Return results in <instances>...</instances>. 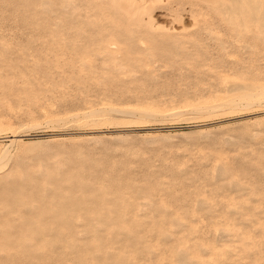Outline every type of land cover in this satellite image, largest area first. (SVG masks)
Segmentation results:
<instances>
[{
    "label": "rangeland",
    "instance_id": "1",
    "mask_svg": "<svg viewBox=\"0 0 264 264\" xmlns=\"http://www.w3.org/2000/svg\"><path fill=\"white\" fill-rule=\"evenodd\" d=\"M239 1L150 0L118 53L149 75L82 86L0 0V264H264V0Z\"/></svg>",
    "mask_w": 264,
    "mask_h": 264
},
{
    "label": "bare ground",
    "instance_id": "2",
    "mask_svg": "<svg viewBox=\"0 0 264 264\" xmlns=\"http://www.w3.org/2000/svg\"><path fill=\"white\" fill-rule=\"evenodd\" d=\"M40 1L41 0H24V3H22L23 7L25 8V10L23 12L24 14L22 13L24 15L23 16L24 17V23H25L26 28L28 29L26 31H28L29 34L32 35V37L34 39L35 38L38 39V42H39V39H40V41H43L41 43L40 50L41 51L46 50V51L54 52L53 54H55V57L57 56L56 57L57 61H59V59H60V57H62L63 53L68 54V56H69L68 70L70 68L71 78L73 79L74 82L81 83L83 86V84L88 85L89 83L92 84L93 82L95 83L96 81H100L101 77H104L105 79H108V80H115L118 82H125L127 80H128V82H130L129 80H131V82L134 80L133 82H135V80L139 81L138 78L136 77L137 72H139L145 76L149 75L146 67L149 66V68H150V63L145 62L143 58L132 56V52H134L133 50H128L127 52L124 53L123 56H119L118 53H120V50H122V48H120V45L124 43L123 39L129 41V43H128L129 49L131 48V46L133 44L136 47L137 46L136 44H138L137 41H139L140 44L145 43L144 38H141V37H139L136 42H133V40L130 41L129 39L134 38L131 35L136 34V32H135L136 30L131 28V25H137V26L143 25L144 26V24L142 22L144 20V16H145L144 12L147 9L150 0H108L107 3H105L104 0H62L61 3L56 2L57 4H54L56 6L52 10H54L55 16L53 18H51L48 15L50 18L45 17L46 20L44 17H39L41 14L38 15V13H39L38 11H40V10H38V7L40 5ZM64 1H65V3H63ZM188 1H191V0H188ZM70 2H73V4L70 5L69 4ZM260 3L261 2H259V4ZM196 4H198V3H196ZM227 4H230V3H227ZM236 4L237 3H235V5ZM253 6H252V8H253ZM229 8H233L234 11L236 10L235 9L236 7H234V5H231V7L229 6ZM237 8L239 9L240 7L237 6ZM198 9H200V7ZM238 9H237L236 13L241 8L239 10ZM262 9L264 10V8H262ZM233 10L230 11V14L231 13L234 14ZM253 10H252V12H253ZM198 11L200 12V10H198ZM198 11H196V12H198ZM239 12L237 13V15L239 14ZM249 12L247 15H249V14L251 15V10ZM262 12H264V11H262ZM68 13L70 14V16H69L70 17L69 18L70 23L59 29V26H61V23H63V21H64V23L62 25H65V19L67 18L66 14L69 15ZM197 14H199V13H197ZM226 14H228V16H229L228 11L226 12ZM233 14H232V16H233ZM256 14H257V10H256ZM259 15L260 14H257V16H259ZM225 16H227V15H225ZM261 16H259L260 19L262 18ZM233 17H236V15ZM249 17L250 16H248V18ZM41 18H43L42 19L43 21L45 20L44 23H42V20H40ZM198 19H200V18H198ZM256 19H255V22H256ZM202 20H203V18H202ZM205 20H203V21H205ZM253 20H251V21H253ZM262 20H264V19H262ZM258 21L261 22V20H259V19H258ZM206 22H207V20H206ZM260 22H258V23H260ZM237 23H239V22H237ZM228 24L230 25L229 22H228ZM239 24H237V26ZM261 24H262V22H261ZM263 24H264V22H263ZM256 25H259V24H257V22H256ZM262 25H261V27H262ZM249 26H251V25H249ZM234 29H235V27H234ZM260 30H261V28H260ZM243 33H245V32H243ZM125 34H127V35L125 36ZM182 34H183V32H182ZM245 34H243V35H245ZM167 36H169V35H167ZM45 38H47V39H45ZM176 41L174 40V42L177 44ZM178 42H180V44H178V49H179V47H180L179 45H181L182 43H181V41H178ZM172 45H174V43ZM221 45L219 47L220 49L222 47ZM135 47H133V48H135ZM138 47H139V45H138ZM37 48H38V46H37ZM172 48H173V46H172ZM180 48H182V45ZM38 50H39V48H38ZM175 50L176 49L174 46V52H176ZM171 52H173V49ZM43 53H44V51H43ZM60 54H61V56H60ZM58 56H59V58H58ZM170 57H172L171 53L167 54L165 59H163L164 65L165 64L168 65V63L170 62V59H171ZM152 65H153V63H152ZM156 67H157V65H156ZM243 96L247 98V97L252 96V94H249L246 96L243 95ZM243 96H241V97H243ZM122 111L131 112L130 110H125V109ZM14 136L16 137L17 135H14ZM122 206L123 205H121V207ZM124 207H126V205H124ZM82 258H84V256Z\"/></svg>",
    "mask_w": 264,
    "mask_h": 264
}]
</instances>
